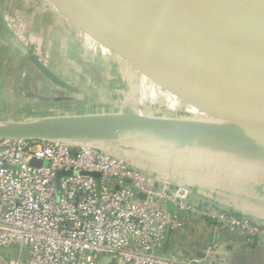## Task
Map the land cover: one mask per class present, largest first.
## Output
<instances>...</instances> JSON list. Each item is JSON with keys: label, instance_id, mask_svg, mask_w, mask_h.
Here are the masks:
<instances>
[{"label": "crops", "instance_id": "obj_1", "mask_svg": "<svg viewBox=\"0 0 264 264\" xmlns=\"http://www.w3.org/2000/svg\"><path fill=\"white\" fill-rule=\"evenodd\" d=\"M215 93L93 23L69 0H0V124L120 116L129 108L174 120H195L191 110L210 120L235 115L213 112L215 104H229ZM120 142L115 146L124 148L123 157L145 169L155 185L184 184L192 201L232 210L264 228V155L252 159L219 154L213 146ZM184 221L181 230L167 232L162 255L203 258L216 244L224 264H264L263 244H248L209 221Z\"/></svg>", "mask_w": 264, "mask_h": 264}, {"label": "built area", "instance_id": "obj_2", "mask_svg": "<svg viewBox=\"0 0 264 264\" xmlns=\"http://www.w3.org/2000/svg\"><path fill=\"white\" fill-rule=\"evenodd\" d=\"M80 143L0 140V249L19 250L15 260L0 254V264H224L216 244L198 259L161 254L187 216L264 245V228L249 218L192 201L169 181L155 188L145 169Z\"/></svg>", "mask_w": 264, "mask_h": 264}, {"label": "water", "instance_id": "obj_3", "mask_svg": "<svg viewBox=\"0 0 264 264\" xmlns=\"http://www.w3.org/2000/svg\"><path fill=\"white\" fill-rule=\"evenodd\" d=\"M69 1L93 23L225 97L229 104L219 102L214 106H218L217 111L235 112L236 122L210 125L196 120L151 118L129 108L120 116H69L0 124V140L80 142L78 132L98 131L101 136L108 135L98 137L106 141L112 132L136 131L173 136L178 148L211 146L214 142L212 146L217 147L214 145L221 146L227 139L264 151V128L247 112L264 120V0ZM224 115L213 118L225 123L229 117ZM179 135L198 141L179 145ZM39 164L31 162L32 166ZM63 175L59 173L57 180ZM177 188L191 192L184 184Z\"/></svg>", "mask_w": 264, "mask_h": 264}, {"label": "rangeland", "instance_id": "obj_4", "mask_svg": "<svg viewBox=\"0 0 264 264\" xmlns=\"http://www.w3.org/2000/svg\"><path fill=\"white\" fill-rule=\"evenodd\" d=\"M139 74V73H137ZM137 106V110H139L141 107H140V104L136 105ZM218 106H214V110L213 112H216V108ZM224 112V110L222 111L221 110H218L217 112ZM193 112L191 115L194 119H198L197 121L198 122H201V123H204V124H210V125H216V124H223V125H228L227 123H234L236 122L235 119H234V114H228V117L229 118H225V120L223 122L225 123H217L218 120L217 119H214V118H211L212 120H210L209 118H206L205 116L203 115H200L198 114L195 110L192 111ZM102 132H98V131H91V132H78V136H79V140H80V144H84V143H87V144H91V143H97L96 145L98 146H103L104 145V148H106L107 150H111L112 152L118 154V155H121V156H124L126 157L125 155V151H124V148L122 146H119V144H123L121 142H118V140H142V141H145V142H149V143H157L158 145H160L161 147L162 146H165L166 144L165 143H172L174 144L176 147L177 145L175 144V139L173 136H160V135H153V134H150V133H143V132H136V131H116V132H112V134H110V138H108V140L104 141V140H100L101 138H106L105 136H108V135H103L101 136ZM99 136H101V138H98ZM94 138H98L97 140H95ZM177 142V141H176ZM119 143L118 145L115 146V144ZM216 142L214 143H211V146L213 144H215ZM102 144V145H101ZM178 144V142H177ZM220 144V143H219ZM180 145V144H179ZM214 146H217L218 148H221V150L219 149V154H229L230 156H234V157H243V158H250L253 156L252 159H261L262 157L260 158H256L255 156H263L264 155V151H261V150H258L257 148H254V147H247V146H243L241 145L240 141H233V140H227V139H224L223 141V144L221 146L219 145H214ZM224 153H221L223 152ZM18 252L19 250L17 248H9V249H0V254L4 257H7L11 260H15L18 256ZM107 261H105L106 263ZM99 264H103L102 261L99 262Z\"/></svg>", "mask_w": 264, "mask_h": 264}, {"label": "bare ground", "instance_id": "obj_5", "mask_svg": "<svg viewBox=\"0 0 264 264\" xmlns=\"http://www.w3.org/2000/svg\"><path fill=\"white\" fill-rule=\"evenodd\" d=\"M247 112L259 125H261L264 128V120L263 119H261L260 117L254 115L253 113H251L249 111H247ZM195 120L197 121L198 119H195ZM177 140L179 141V144H191V143L198 141L196 139V137H187V136H180V135L177 137Z\"/></svg>", "mask_w": 264, "mask_h": 264}]
</instances>
